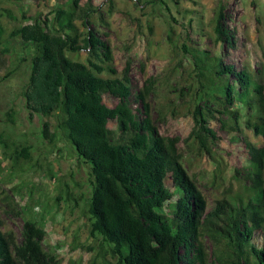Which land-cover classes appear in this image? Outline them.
<instances>
[{"label": "trees", "instance_id": "1", "mask_svg": "<svg viewBox=\"0 0 264 264\" xmlns=\"http://www.w3.org/2000/svg\"><path fill=\"white\" fill-rule=\"evenodd\" d=\"M1 1L0 52L16 41L19 63L29 60L20 94L28 120L54 118L52 126L42 121L41 137L50 144L62 138L87 168L88 194H76L68 182L62 194L69 209L84 206L88 236L97 240L91 264H264V72L236 70L221 54L183 44L191 83L165 88L147 79L132 109L129 59L121 71L115 67L109 43L92 28L99 13L92 0H55L49 15L23 12L27 22L9 32ZM166 1L135 0L167 9ZM226 7L218 1L210 27L215 43L232 46ZM81 53L84 61L76 59ZM110 99L113 106L104 102ZM16 117L12 108L5 114L0 150L12 170H22L20 161L32 163L33 147L11 138ZM158 119H188L190 130L184 137L162 135ZM241 125L263 142L243 138L244 175L227 176L215 151L217 133L240 142ZM203 161L212 166L206 180L189 172ZM202 189L210 190V208ZM0 210L23 222L16 232L0 215V264H62L45 245L44 227L1 186Z\"/></svg>", "mask_w": 264, "mask_h": 264}, {"label": "rangeland", "instance_id": "2", "mask_svg": "<svg viewBox=\"0 0 264 264\" xmlns=\"http://www.w3.org/2000/svg\"><path fill=\"white\" fill-rule=\"evenodd\" d=\"M92 1L99 9L97 16L101 18L92 17V28L109 43L115 67L121 71L129 59L132 93L129 105L132 109L139 107L135 96L147 79L154 78L165 88L176 85L179 89L191 83L193 67L184 54L183 44L221 54L225 64L234 66L236 70L246 66L264 72V0H224L227 7L223 25L234 37L232 46L215 43L210 27L214 8L220 0H167V9L136 5L135 0ZM55 5V0H2L1 7L9 13L1 21L9 32L27 22L21 20L23 12L27 17L38 12L49 15ZM168 33L176 46L168 41ZM16 43L13 42L8 53L0 52V127L6 112L14 109L17 117L11 138L22 139L33 147L32 163L20 161L22 170H12L10 163L2 159L0 150V186L18 206L26 208V216L32 213L44 227L45 245L55 248L62 264H91V250L96 247L97 240L88 236L84 206L81 204L74 210L69 209L62 194L65 182L76 194H88L87 168L78 162L74 150L62 138L50 144L41 137L42 121L52 126L54 118L42 120L34 116L28 120L20 94L29 75V60L19 63L21 51L17 55ZM84 58L85 54L81 53L76 59L84 61ZM104 102L108 106L116 103L114 99ZM156 116L153 113V117ZM155 123L158 132L166 136L184 137L190 130L188 119L166 122L158 119ZM241 128L240 142L224 131L217 133L219 145L215 151L218 160L226 165L227 176L234 170L240 177L244 175L247 162L241 143L243 138L257 145L263 142L243 125ZM211 170L212 166L206 161L193 162L189 168V172L201 180H206ZM202 191L210 208V190ZM0 215L16 232L21 230V218L8 216L3 210H0Z\"/></svg>", "mask_w": 264, "mask_h": 264}]
</instances>
